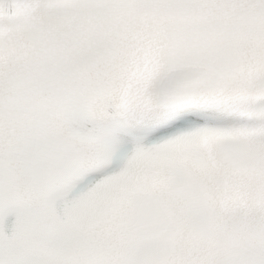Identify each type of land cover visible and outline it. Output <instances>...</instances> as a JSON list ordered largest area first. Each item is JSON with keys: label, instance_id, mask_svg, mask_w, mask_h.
Instances as JSON below:
<instances>
[{"label": "snow or ice", "instance_id": "snow-or-ice-1", "mask_svg": "<svg viewBox=\"0 0 264 264\" xmlns=\"http://www.w3.org/2000/svg\"><path fill=\"white\" fill-rule=\"evenodd\" d=\"M0 264H264V0H0Z\"/></svg>", "mask_w": 264, "mask_h": 264}]
</instances>
